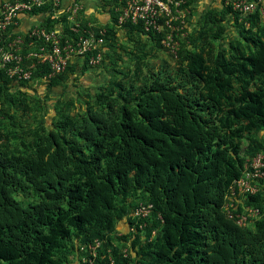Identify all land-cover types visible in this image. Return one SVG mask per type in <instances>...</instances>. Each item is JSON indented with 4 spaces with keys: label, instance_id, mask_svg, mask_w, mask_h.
I'll list each match as a JSON object with an SVG mask.
<instances>
[{
    "label": "trees",
    "instance_id": "16d2710c",
    "mask_svg": "<svg viewBox=\"0 0 264 264\" xmlns=\"http://www.w3.org/2000/svg\"><path fill=\"white\" fill-rule=\"evenodd\" d=\"M260 17L249 15L228 55L187 51L179 76L151 74L119 105L95 95L77 120L63 115L57 129L37 133L29 152L0 148V264H70L67 254L76 250L68 244L95 238V264H264V187L243 200L263 213L252 225L238 226L223 212L242 173V139L264 129ZM263 149L249 141L248 156ZM17 192L35 200L22 204ZM139 204L151 206L141 220L131 217Z\"/></svg>",
    "mask_w": 264,
    "mask_h": 264
},
{
    "label": "rangeland",
    "instance_id": "374dc122",
    "mask_svg": "<svg viewBox=\"0 0 264 264\" xmlns=\"http://www.w3.org/2000/svg\"><path fill=\"white\" fill-rule=\"evenodd\" d=\"M161 1L164 3V8L157 12V28L156 31H152L154 38L142 34L139 27L131 28L132 24L116 26V21L111 18L99 24L97 16L106 14L110 17V11L114 16L117 15L110 6L120 7L119 0L118 2L100 0L99 3L103 6L100 5L92 15L89 14L91 25L101 26L108 31L110 28L109 34H106L104 49L107 52L103 63L104 67H108L105 70L109 76H106L104 81L97 79L95 82H98V85L93 89L88 86L82 87L83 80H88L85 70L74 75L75 79L71 80L69 88L63 86V79L67 74L55 75L47 79V82L40 77H34L27 82L11 78L23 87V91L8 93V88L6 89L5 82L1 79L4 73L2 72L0 74V148L14 154L29 152L31 150L29 143L37 133L43 129H57L63 115L77 120L86 104L95 101V95L107 94L110 96L109 99L119 105L122 102L121 95L126 91L134 92L151 74H158L164 80L168 76H179V58L187 51L203 49L207 57H214L218 52H225L228 55L231 51L230 43L240 39V35L250 24L247 20L248 15L241 17L238 12L232 13L234 12L232 2L258 0H226L231 5V12H223L221 0ZM256 9L261 11L257 23L260 27H264V0H260ZM10 33L13 38L23 36V33ZM249 141H256L264 148V129L242 139L240 156L244 158L249 153L247 150ZM261 152L263 153L264 149ZM14 198L22 204L35 200L34 196L26 192H17ZM125 228L124 222H119L116 225L117 236L125 231ZM73 243L70 242L68 248L74 245ZM127 244H124L126 247L124 246L123 249L128 247ZM67 256L70 264H79V255L75 251L73 254L68 253Z\"/></svg>",
    "mask_w": 264,
    "mask_h": 264
},
{
    "label": "built area",
    "instance_id": "2783aa9c",
    "mask_svg": "<svg viewBox=\"0 0 264 264\" xmlns=\"http://www.w3.org/2000/svg\"><path fill=\"white\" fill-rule=\"evenodd\" d=\"M162 2L119 0L120 7L111 5L110 8L117 12L116 26L130 23L140 25L145 33H152L157 28V12L164 8ZM259 3L260 0L233 1L232 7L244 17L258 10L256 7ZM83 12L82 0H3L0 4V74L5 72L10 78L27 82L32 80L33 73L39 68L45 69L42 78L47 80L65 73L78 60L88 67L100 65L106 43V30L101 26L83 24ZM258 12L261 13L260 10ZM33 13L41 16L40 21H49L50 26L45 27L38 22L23 36L13 38L11 29L23 17L36 16ZM263 179L264 154L259 152L245 157L241 176L229 187L223 202L225 216L238 226H250L263 217L258 207L243 203L248 196H253L260 190ZM150 208V205L139 204L131 217L141 220L149 215ZM144 226V222L138 225L139 229ZM128 229L134 232V226ZM154 233L153 231L152 235ZM73 244L80 263L95 264L97 249L101 246L99 239L95 238L87 243L74 240ZM122 254L126 257V249L122 250Z\"/></svg>",
    "mask_w": 264,
    "mask_h": 264
},
{
    "label": "crops",
    "instance_id": "0c3cea01",
    "mask_svg": "<svg viewBox=\"0 0 264 264\" xmlns=\"http://www.w3.org/2000/svg\"><path fill=\"white\" fill-rule=\"evenodd\" d=\"M3 0H0V4ZM83 4H84V14H82V20H83V24H91L90 23V15H92V13L94 11H96L97 9L100 8V5L103 6L100 2V0H98V2L96 0H82ZM104 13V11H103ZM96 18H98L99 20V24H102L104 22H106L107 20H109V17L106 14H103L102 16H97ZM41 16L40 15H36V16H25L22 19L19 20V22L17 23V25L11 29V32H13V34H21L23 33L26 34L28 32V30L31 28V26H34L36 24H38V22H40ZM101 22V23H100ZM10 32V31H9ZM22 36V35H21ZM107 50L104 49L103 51V60L101 62L100 65H98L97 67H89V68H85V64L81 61L78 60L75 64L72 65L73 71L67 73V75H65V78L63 76V86H67V88L71 87V80L75 79L74 75H76L79 71H85L86 70V76L88 77V80L84 79L86 82H84L83 80V88L85 87H90L91 89L95 88L98 85V82H95L97 79L99 81L102 80L104 81V79L106 78L107 75V71L105 70L108 67H104V55L106 54ZM103 64V65H102ZM2 80L5 82V87L7 89V92H15V91H23V87H21L19 84H17V82L11 78H9V76L4 72L2 74ZM97 77V78H96ZM96 78V79H95ZM48 81V80H47ZM46 80H44V82H47ZM82 83V82H81ZM75 84V83H73Z\"/></svg>",
    "mask_w": 264,
    "mask_h": 264
}]
</instances>
